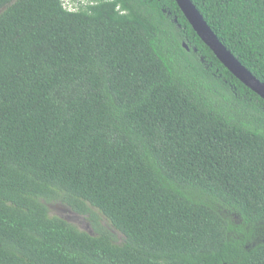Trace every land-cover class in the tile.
Here are the masks:
<instances>
[{
    "label": "trees",
    "instance_id": "obj_1",
    "mask_svg": "<svg viewBox=\"0 0 264 264\" xmlns=\"http://www.w3.org/2000/svg\"><path fill=\"white\" fill-rule=\"evenodd\" d=\"M190 1L264 84V0ZM262 224L264 100L174 0H0V264H264Z\"/></svg>",
    "mask_w": 264,
    "mask_h": 264
},
{
    "label": "water",
    "instance_id": "obj_2",
    "mask_svg": "<svg viewBox=\"0 0 264 264\" xmlns=\"http://www.w3.org/2000/svg\"><path fill=\"white\" fill-rule=\"evenodd\" d=\"M201 41L212 51L219 62L244 86L264 100V84L245 69L218 41L190 0H174ZM184 48L186 46L184 45Z\"/></svg>",
    "mask_w": 264,
    "mask_h": 264
},
{
    "label": "rangeland",
    "instance_id": "obj_3",
    "mask_svg": "<svg viewBox=\"0 0 264 264\" xmlns=\"http://www.w3.org/2000/svg\"><path fill=\"white\" fill-rule=\"evenodd\" d=\"M64 7L70 11L77 10L79 6H85L87 3H89L90 0H61ZM48 211V215L50 217H57L60 219L65 220L69 224L73 225L75 228H77L79 231H83L88 234H94L93 228L91 226V222L86 216H81L76 214L70 207H68L65 203H63L60 198L58 200H52L47 203H45ZM93 212V218L95 219L98 226L101 228L109 231L114 239L115 242L120 244L123 241V236L114 231L108 224V222L98 214V212L91 208ZM229 218L232 220L233 223L239 224L240 221L235 215H230ZM244 228V227H243ZM258 229L255 230V236L257 239L264 241V224L257 226Z\"/></svg>",
    "mask_w": 264,
    "mask_h": 264
}]
</instances>
